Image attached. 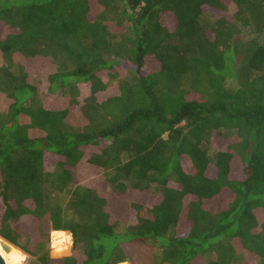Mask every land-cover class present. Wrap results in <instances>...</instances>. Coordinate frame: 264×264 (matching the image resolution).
<instances>
[{
    "label": "trees",
    "instance_id": "1",
    "mask_svg": "<svg viewBox=\"0 0 264 264\" xmlns=\"http://www.w3.org/2000/svg\"><path fill=\"white\" fill-rule=\"evenodd\" d=\"M0 236L34 264H264V0H0Z\"/></svg>",
    "mask_w": 264,
    "mask_h": 264
},
{
    "label": "rangeland",
    "instance_id": "2",
    "mask_svg": "<svg viewBox=\"0 0 264 264\" xmlns=\"http://www.w3.org/2000/svg\"><path fill=\"white\" fill-rule=\"evenodd\" d=\"M213 20L210 18V16H207V17H204L202 19V23L207 25V24H210ZM258 33L255 32V31H246L244 32L241 37L239 38V41L241 42V48L242 50H244L245 52V48H247V46L249 45L248 43H250L251 41H258L259 40V35H257ZM116 42H117V46L120 47V45H122V41H121V38L119 37H116ZM117 54L114 52L112 53L111 57H113L114 59L117 57L116 56ZM227 87H231V85L228 83L227 84ZM126 201L123 200V203H121V206L123 204L124 206V203ZM29 223V220L25 222V226H27V224ZM52 233H50V236H49V249H50V254L52 257H70L73 253V250H72V245H73V239H72V243H71V246L68 247L66 244H58V247L60 248H64L65 250L62 251V252H57L55 249H53L52 247V244H53V239H52ZM67 233V232H65ZM17 249H19L18 247H16ZM21 252H23L21 249H19ZM237 252H240L242 249L240 247H237ZM24 253V252H23ZM27 255V254H26ZM28 256V255H27ZM216 256V252H207L205 254V256L203 258H200V262L203 263V261H209V260H212L214 259ZM34 261L35 259L34 258H30L28 256V260L24 262V264H34ZM121 264V263H120Z\"/></svg>",
    "mask_w": 264,
    "mask_h": 264
},
{
    "label": "clouds",
    "instance_id": "3",
    "mask_svg": "<svg viewBox=\"0 0 264 264\" xmlns=\"http://www.w3.org/2000/svg\"><path fill=\"white\" fill-rule=\"evenodd\" d=\"M52 239L54 241L52 247L57 252H62L65 250L64 248L58 247V244H66L68 247H70L72 243V236L70 233L54 231L52 233ZM0 258L3 259L5 264H24V262L28 260V256L15 247H11L10 255H6L3 249L0 248ZM121 264H129V262L124 260L121 262Z\"/></svg>",
    "mask_w": 264,
    "mask_h": 264
},
{
    "label": "water",
    "instance_id": "4",
    "mask_svg": "<svg viewBox=\"0 0 264 264\" xmlns=\"http://www.w3.org/2000/svg\"><path fill=\"white\" fill-rule=\"evenodd\" d=\"M0 238H2L0 236ZM0 245L3 249V251L6 253V254H9L11 252V247H15V245H13L12 243L8 242L6 239L2 238L0 239ZM0 264H5V262L3 261L2 258H0Z\"/></svg>",
    "mask_w": 264,
    "mask_h": 264
},
{
    "label": "bare ground",
    "instance_id": "5",
    "mask_svg": "<svg viewBox=\"0 0 264 264\" xmlns=\"http://www.w3.org/2000/svg\"><path fill=\"white\" fill-rule=\"evenodd\" d=\"M0 248H2L1 245H0ZM5 254H6V253H5ZM6 255H10V253H9V254H6Z\"/></svg>",
    "mask_w": 264,
    "mask_h": 264
}]
</instances>
